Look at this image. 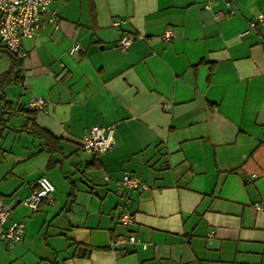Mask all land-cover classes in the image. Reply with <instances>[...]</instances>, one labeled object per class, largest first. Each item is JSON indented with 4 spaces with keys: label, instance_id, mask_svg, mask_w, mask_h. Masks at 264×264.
<instances>
[{
    "label": "crops",
    "instance_id": "crops-1",
    "mask_svg": "<svg viewBox=\"0 0 264 264\" xmlns=\"http://www.w3.org/2000/svg\"><path fill=\"white\" fill-rule=\"evenodd\" d=\"M203 3H49L56 19L23 39L21 78L0 92V264H264V28L248 27L264 0ZM123 32L136 35L125 52ZM9 66L0 50V75ZM36 95L46 105L31 112ZM93 124L114 127L105 152L82 148ZM124 173L146 188L118 190ZM40 175L54 190L32 210ZM13 220L24 233L10 246ZM129 233L136 242L111 245Z\"/></svg>",
    "mask_w": 264,
    "mask_h": 264
},
{
    "label": "built area",
    "instance_id": "built-area-1",
    "mask_svg": "<svg viewBox=\"0 0 264 264\" xmlns=\"http://www.w3.org/2000/svg\"><path fill=\"white\" fill-rule=\"evenodd\" d=\"M52 0H0V38L3 46L15 53L18 57L24 58L27 55L22 42L24 38H33L38 31L44 26L46 20L54 21L56 19L55 10L49 9V3ZM214 0H204L203 6L210 8ZM225 6L229 7L233 4V0H224ZM216 19H222L225 12L217 11L214 13ZM122 22L121 19H114L112 24L118 26ZM257 24L264 28V14L258 13L248 21V27L253 28ZM57 26V25H56ZM136 37L135 34L123 32L117 42L120 49L125 52L129 49L130 44ZM166 40L172 37L171 28L168 27L162 34ZM78 48V43H73L70 52ZM23 83L25 81L23 80ZM46 98L41 95L31 96L27 102V108L31 111L44 109ZM114 127L107 125L101 127L93 124L87 128L82 136V148L88 153L98 154L105 152L114 144L113 140ZM36 187L31 190L29 195L23 202L32 210H36L41 203L52 198L54 185L46 175H40L36 179ZM116 188L120 191L135 189L143 190L146 184L136 175L124 173L116 181ZM257 209L259 204H255ZM9 206L1 201L0 198V227L8 217ZM117 221L121 224L128 225L133 222L132 214L128 210H120ZM24 233V223L22 221L13 220L2 229L1 236L8 245L12 246L18 242ZM214 234V230L210 229L206 233L207 241H210ZM137 241L134 233L127 235L115 236L111 245L121 247L125 244H133Z\"/></svg>",
    "mask_w": 264,
    "mask_h": 264
},
{
    "label": "trees",
    "instance_id": "trees-1",
    "mask_svg": "<svg viewBox=\"0 0 264 264\" xmlns=\"http://www.w3.org/2000/svg\"><path fill=\"white\" fill-rule=\"evenodd\" d=\"M0 50L5 52L6 54H8L10 56V66L8 68V70H6L4 73H2L0 75V92L4 91V88L15 82L16 80L21 78V72H22V61L21 58L18 57L15 53H13L12 51L8 50L5 46H0ZM31 111V110H29ZM34 112V111H31ZM31 132L36 135L37 137L41 138L44 140L46 146H48V148L50 149V151L53 150L52 145L57 143L56 138L54 136H52L50 133H48L47 131L43 130L42 128H39L38 126H36L35 124L31 123L29 125ZM73 194L70 193L69 195V201L72 202L73 199ZM72 197V198H71Z\"/></svg>",
    "mask_w": 264,
    "mask_h": 264
}]
</instances>
